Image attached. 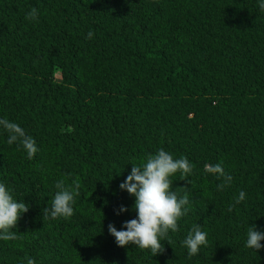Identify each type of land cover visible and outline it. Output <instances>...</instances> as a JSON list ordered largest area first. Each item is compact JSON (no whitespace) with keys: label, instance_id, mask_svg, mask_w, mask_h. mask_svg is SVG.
I'll list each match as a JSON object with an SVG mask.
<instances>
[{"label":"trees","instance_id":"1","mask_svg":"<svg viewBox=\"0 0 264 264\" xmlns=\"http://www.w3.org/2000/svg\"><path fill=\"white\" fill-rule=\"evenodd\" d=\"M260 2L0 0V119L38 149L29 159L0 126V183L29 207L17 239H0V264H264V247H246L250 228L264 232ZM161 148L193 171L190 183L169 177L188 211L153 255L119 246L108 226L138 218L120 184ZM217 163L233 178L223 190L204 169ZM76 177L74 214L44 215L56 182ZM197 225L207 245L189 256L182 242Z\"/></svg>","mask_w":264,"mask_h":264},{"label":"clouds","instance_id":"2","mask_svg":"<svg viewBox=\"0 0 264 264\" xmlns=\"http://www.w3.org/2000/svg\"><path fill=\"white\" fill-rule=\"evenodd\" d=\"M260 10L264 11V0L260 2ZM38 10L33 7L26 14V19L36 20ZM94 33L89 32L88 37L92 38ZM0 126L9 133L7 143L9 145L19 141L26 150L28 158L32 159L38 149L36 141L31 136L26 135L25 130L17 123L8 119H0ZM204 169L217 177H223L221 184L217 185L218 190H223L232 182V176L225 173L220 163L215 165L205 164ZM193 166L187 157L174 159L171 154L161 148L156 154H148L145 162L140 166L134 164L131 174L120 184L122 190H127L129 194L136 197L134 209L138 213V218H133L124 222L125 230H117L114 224L108 226L109 232L116 238L119 246L133 244L140 249H151L153 255L162 253L164 247L161 237H166L169 230H178L177 221L185 215L188 209L185 207L189 203L187 192L178 198L175 192L170 191L173 174L180 172L181 180H188L192 173ZM189 181V180H188ZM190 183V181H189ZM57 192L52 198L51 209L45 208L44 215L52 218H70L74 214V197L80 194L79 177L72 180L71 184H66L64 179L58 180L55 185ZM246 193L240 191L229 211L245 200ZM29 207L25 202H16L4 183H0V239L5 241L17 239V233L10 231L17 225L23 213L28 212ZM128 209L121 206L117 214L126 212ZM248 239L246 247L259 250L264 247L260 242L264 240V232L250 228L247 233ZM171 244V241L168 240ZM183 245L187 247L189 256L198 254L201 245H207V234L200 227L193 226L183 240ZM27 264H35L31 258Z\"/></svg>","mask_w":264,"mask_h":264},{"label":"rangeland","instance_id":"3","mask_svg":"<svg viewBox=\"0 0 264 264\" xmlns=\"http://www.w3.org/2000/svg\"><path fill=\"white\" fill-rule=\"evenodd\" d=\"M57 77H59V75H57Z\"/></svg>","mask_w":264,"mask_h":264}]
</instances>
